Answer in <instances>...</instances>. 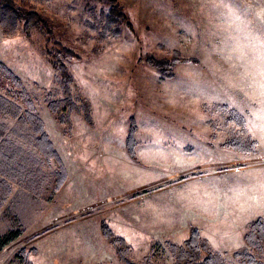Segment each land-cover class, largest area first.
Masks as SVG:
<instances>
[{
  "label": "rangeland",
  "instance_id": "rangeland-1",
  "mask_svg": "<svg viewBox=\"0 0 264 264\" xmlns=\"http://www.w3.org/2000/svg\"><path fill=\"white\" fill-rule=\"evenodd\" d=\"M119 1V38L100 35L105 0L34 2L52 21L51 41L43 29L0 28V61L21 80L60 160L42 155L49 229L25 231L0 256L7 263L34 247V264H124L103 235L106 223L138 261L150 254L172 264L166 241L183 244L196 226L227 264H245L233 253L247 247L249 223L264 217V0ZM60 47L76 55L65 63L91 121L82 110L61 123L45 102L48 93L64 97L50 55ZM174 50L198 63L178 65L172 79L146 63ZM5 83L1 92L26 111ZM131 117L136 160L126 150ZM244 122L252 154L224 145ZM0 126L27 141L17 119L0 115ZM252 253L264 264V251Z\"/></svg>",
  "mask_w": 264,
  "mask_h": 264
},
{
  "label": "trees",
  "instance_id": "trees-1",
  "mask_svg": "<svg viewBox=\"0 0 264 264\" xmlns=\"http://www.w3.org/2000/svg\"><path fill=\"white\" fill-rule=\"evenodd\" d=\"M54 0H0V28L6 34H13L21 26L26 34H30L33 29H43L47 35V39H53L52 21L46 15L40 13L34 2L51 3ZM108 3L107 11L102 10V28L100 31L101 37L119 38L121 31L119 28L120 21L126 18L123 12V6L119 0H105ZM53 58V66L56 71V80L61 86L64 97H58L56 94L48 93L45 97V102L51 112L56 115L61 123H66L71 112H79L83 110L88 121H91L89 113V104L83 102L82 108L74 101L71 86L74 82V77L70 73V69L65 63V59L73 61L76 55L66 48H61L58 53H50ZM146 63L166 78L172 79L175 77V70L180 64L198 63V60L192 57H184L179 51L174 50L170 58H157L148 56ZM10 82L16 90L9 95L20 97L27 109L24 111L18 103L3 94L7 88V83ZM30 96L23 90L21 80L12 72L4 63L0 61V115L8 116L12 119H17L19 123L24 125L20 129L28 130L27 139L33 140L34 146L40 151L41 155L47 159L59 160V156L54 149L53 144L49 140L44 124L39 118L36 109L32 103ZM67 111L66 115H63ZM242 123V122H241ZM0 129H4L0 126ZM138 126L135 118L129 119V131L126 138V150L129 156L136 160V150L139 146L137 141ZM242 133L246 137H242ZM34 137V138H33ZM249 144L255 142L250 141L247 137L245 122L240 129L239 138L228 139L225 142L227 147H236L239 152L245 154L255 153L256 150L250 148ZM255 148V147H254ZM102 232L104 237L112 244L120 261L124 264H155L152 256L149 254L143 260L138 261L132 257L133 249L128 245L127 241L117 236L114 231L106 223L102 224ZM21 236L19 230L12 231L4 236H0V252L7 246L13 243ZM245 241L247 247L237 250L233 256L241 260L245 264H255L258 262L257 256L252 252L261 253L264 251V217H258L251 221L248 225V230L245 233ZM166 246L173 258L172 264H227L225 258L218 252L214 251L208 239L204 238L198 227L192 226L188 237L183 244H177L172 241H166ZM36 253V248H21L7 264H34L30 256Z\"/></svg>",
  "mask_w": 264,
  "mask_h": 264
},
{
  "label": "crops",
  "instance_id": "crops-1",
  "mask_svg": "<svg viewBox=\"0 0 264 264\" xmlns=\"http://www.w3.org/2000/svg\"><path fill=\"white\" fill-rule=\"evenodd\" d=\"M19 136L12 128L0 129V236L19 230L21 238L27 230L35 234L49 229L50 224L47 220L44 224L43 218L49 215V208L43 206V200L39 198L42 193L49 191L47 182H43L47 179V173L42 167L48 163L43 162L33 140L27 139L28 143ZM12 146H15L14 151ZM29 159L41 167L25 168ZM29 201L35 203L30 205ZM10 246L12 243L7 247ZM6 261L0 256V264H7Z\"/></svg>",
  "mask_w": 264,
  "mask_h": 264
}]
</instances>
